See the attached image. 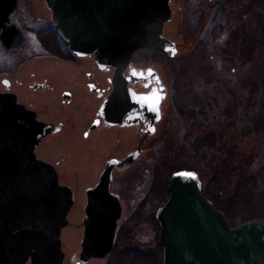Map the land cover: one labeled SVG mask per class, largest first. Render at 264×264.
I'll list each match as a JSON object with an SVG mask.
<instances>
[{"label": "rangeland", "instance_id": "1", "mask_svg": "<svg viewBox=\"0 0 264 264\" xmlns=\"http://www.w3.org/2000/svg\"><path fill=\"white\" fill-rule=\"evenodd\" d=\"M170 6L172 16L162 35L177 43L176 56L164 58L162 53L141 49L134 55V62L153 65L159 72L163 59V66L175 67L177 70L167 77L172 80L171 93L157 132L145 149L128 169L113 171L110 189L120 195L122 211L111 255L105 259L92 257L85 264H161L155 213L163 204L176 158L180 164H188L184 167H203L201 179L210 189L217 187L221 177L211 164L227 151L239 154L240 163H245L244 174L249 177L248 190L264 195V0H171ZM10 17L24 35L15 48L0 44V91H16L21 98L29 99L33 88L26 82L31 83V72L42 70L41 61L49 59L40 55V49L54 51L56 46L54 31L47 24L50 11L44 0H18ZM233 30L238 35L229 41ZM243 36L249 40L243 43ZM52 64L50 70L59 69ZM3 79H8V85ZM50 82L54 83L52 79ZM47 90L42 88V92ZM52 96L57 99V93ZM48 110L42 109L43 116H49ZM72 127L67 122L57 136L44 139L35 148L39 157L54 164L59 182L73 192L68 223L60 235L63 264H73L79 254L85 188L97 182L108 157L124 156L137 142L132 129L100 128L91 138L83 139L82 128ZM208 147L221 151L210 162L202 152L207 154ZM248 153L252 154L249 159ZM227 196L228 189L222 198ZM235 209L244 217L250 216L248 207L237 205ZM241 220L236 217L232 223ZM136 252H142L145 260H138L140 254Z\"/></svg>", "mask_w": 264, "mask_h": 264}, {"label": "water", "instance_id": "2", "mask_svg": "<svg viewBox=\"0 0 264 264\" xmlns=\"http://www.w3.org/2000/svg\"><path fill=\"white\" fill-rule=\"evenodd\" d=\"M45 1L56 29L74 52L115 67V91L102 111L108 113L109 104L115 105L114 115L106 119L117 122L130 112L118 104L130 100L121 91L128 80L121 72L133 51L143 46L170 49L172 55L176 51L177 44L162 36V27L172 14L170 0ZM15 6L16 0H0V40L7 47L22 40L21 31L9 20ZM147 97L154 101L148 110L153 123L160 117V98L153 100L152 93ZM57 129L37 121L14 94L0 92V264H25L28 259L30 264L63 262L60 233L68 223L73 194L69 186L58 182L54 166L34 152L42 137ZM148 132H153L152 126ZM138 154L136 149L122 159L110 158L99 181L86 188L84 233L74 264L106 257L112 250L121 214L118 194L109 191L112 170L126 169ZM167 189L169 197L156 213L163 264H264V220L230 226L202 194L200 178L192 169L174 171Z\"/></svg>", "mask_w": 264, "mask_h": 264}, {"label": "flooded vegetation", "instance_id": "3", "mask_svg": "<svg viewBox=\"0 0 264 264\" xmlns=\"http://www.w3.org/2000/svg\"><path fill=\"white\" fill-rule=\"evenodd\" d=\"M56 35L57 34H53L52 37L56 44L54 51H50L43 47L40 49V55L43 57H49V59L47 58L46 60L44 59V61H41L40 64H42V66L39 67L42 70L38 69V74L31 72V75L33 76L31 83L26 82L30 88H33L31 93L33 96L29 99L27 97L26 99H23L16 91L4 90L14 92L17 101L24 104L28 109L33 110L38 119L50 122L54 125H60V128L57 131L51 132L43 137L36 148L42 144L44 139L50 136H57L65 128L66 123L70 122L73 126L72 128H82L81 136L83 139L91 138L100 128L132 129L137 135V142L136 146H133L131 150L140 149L142 152V150L145 149V144H147L157 132V124L161 120L155 121V132L150 134L148 129L151 126V121L147 113L150 103L142 99L135 100L132 98L127 104L123 103L118 105L123 110L129 109L130 112H125L121 115L118 119L120 122L110 123L108 119H106V116H113L114 108H116V106L109 104L108 113L102 111V107L114 87L111 81L114 70L113 67H102L91 55H80L72 52L68 46L64 44L61 38ZM147 50L154 51L156 54L162 53L164 58H174L176 56H172L170 51L154 50L151 48H148ZM133 57L134 55L132 56V66L143 70L146 67H152L156 70L157 75H148L145 72H141V74L136 73L135 77L133 76L130 79L126 87L133 96L136 94H145L150 91H152L154 95L157 93H165L166 95L160 103V109L163 115L165 107L164 103L168 97L171 86L167 77L171 76L172 72L177 69L175 67H167L165 64L163 66V59L161 62L163 70L161 69L162 71L159 72L153 65L141 66L140 64L135 63ZM51 63H53L52 65L55 66V68L59 66V69L53 71L50 70ZM46 70L50 71V73ZM124 75H129V69L124 72ZM40 78L42 80H38ZM50 79H52L54 83L50 82ZM51 84L56 87H51ZM43 87H48V90L42 92ZM53 88L54 90L52 91ZM52 92L57 93V99L52 96ZM40 100H42L43 104ZM44 105L49 108V116H43L42 109L46 110ZM136 253L143 255L142 252Z\"/></svg>", "mask_w": 264, "mask_h": 264}, {"label": "trees", "instance_id": "4", "mask_svg": "<svg viewBox=\"0 0 264 264\" xmlns=\"http://www.w3.org/2000/svg\"><path fill=\"white\" fill-rule=\"evenodd\" d=\"M197 24H195L196 26ZM189 26L191 27V30H193V25L192 23H189ZM263 31H264V24H263ZM238 33V31H237ZM238 34H236L234 32V30L231 32V35L229 37V41L230 39L233 40V38H236ZM249 37H244L243 36V43L248 39ZM202 39V38H201ZM201 39L198 41V43H201ZM197 43V44H198ZM243 50V48H242ZM212 148V146H211ZM210 147H208V152L207 154L203 152V156L207 157L209 159V162L211 160H213L214 157H216L217 155L219 156L221 151H210L211 150ZM207 149V148H206ZM231 149V148H230ZM230 151H227L225 153H223V157L220 159H216L214 164H211V166L214 167L215 171H217V173L221 176L219 177V182L217 181V184L215 187H212L210 189H206L205 185L203 183V192L206 196H208L213 204L221 209L225 216L227 217V219L229 220V222L231 224L234 218L236 217H240L242 218V221L246 220V219H251V218H264V209L262 211H257L255 209L258 208H264V195L261 196L259 193H255V192H251L250 190H248V187L246 186V181H248V176H245L244 171H245V163H240L242 161V157L239 154L236 153H231L229 154ZM252 157L251 153H248V159ZM178 159H174L172 162V165L174 168L171 167L169 173L175 169L187 166L186 164H180L179 161H177ZM208 165V164H207ZM193 168L197 169L200 173V176H202V178H204V174H203V167L199 168V167H195L192 166ZM155 169V167H154ZM153 169V170H154ZM156 171V170H154ZM241 179V180H239ZM212 181H215V178L212 179ZM211 181V182H212ZM215 184V183H214ZM213 186V184H211ZM158 188L156 189V191H158ZM164 189V188H163ZM228 189V196L227 198H222V194H224L225 190ZM165 190V189H164ZM166 191V190H165ZM166 193V192H165ZM253 193V194H252ZM237 205H241L242 207L249 208V217H244V214L241 215V212L237 211L235 209V206ZM253 209V210H252ZM236 210V211H235ZM256 213H262V215H256Z\"/></svg>", "mask_w": 264, "mask_h": 264}, {"label": "bare ground", "instance_id": "5", "mask_svg": "<svg viewBox=\"0 0 264 264\" xmlns=\"http://www.w3.org/2000/svg\"><path fill=\"white\" fill-rule=\"evenodd\" d=\"M48 7V6H47ZM48 9H49V7H48ZM131 77H133V76H131ZM101 172V171H100ZM98 175H100V173L98 174ZM98 178H99V176H98ZM85 199H86V196H85ZM83 208H84V206H83ZM70 209H71V207H70ZM69 212V211H68ZM68 214V213H67ZM67 217V216H66ZM84 217V216H83ZM83 223V222H82ZM82 227H84V224H83V226ZM60 235H61V233H60ZM82 235H83V233H82ZM81 240H82V238H81ZM81 240H80V244H79V251L81 250ZM60 242H61V240H60Z\"/></svg>", "mask_w": 264, "mask_h": 264}, {"label": "snow or ice", "instance_id": "6", "mask_svg": "<svg viewBox=\"0 0 264 264\" xmlns=\"http://www.w3.org/2000/svg\"><path fill=\"white\" fill-rule=\"evenodd\" d=\"M189 175H191V174L189 173Z\"/></svg>", "mask_w": 264, "mask_h": 264}]
</instances>
